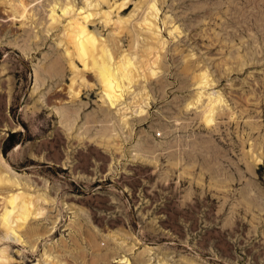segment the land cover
<instances>
[{"label": "rangeland", "instance_id": "obj_1", "mask_svg": "<svg viewBox=\"0 0 264 264\" xmlns=\"http://www.w3.org/2000/svg\"><path fill=\"white\" fill-rule=\"evenodd\" d=\"M24 1L30 18L0 0V166L46 202L23 246L0 239L6 264H264V0H154L159 67L113 106L69 66L54 0ZM148 2H99L112 21L97 14L90 29L138 58ZM211 92L224 102L207 126Z\"/></svg>", "mask_w": 264, "mask_h": 264}, {"label": "bare ground", "instance_id": "obj_2", "mask_svg": "<svg viewBox=\"0 0 264 264\" xmlns=\"http://www.w3.org/2000/svg\"><path fill=\"white\" fill-rule=\"evenodd\" d=\"M18 1L19 7H21L20 17L24 19L25 17H32L33 14H30L27 8L29 4L24 0ZM102 1L106 0H96L93 9L76 12L70 1L62 2L54 0L49 18L51 19L50 26L57 25L61 22V19L66 20L62 29L61 42L64 45V53L69 66L75 69V62L77 61L82 66L83 72L89 71L101 89V96L110 106H113L121 102L124 95L138 82V79L141 77L148 79L155 75L157 72L156 68L159 67L160 63L159 52L164 42L160 41L157 33L156 18L158 16V8H156L154 0H149L147 4L149 11L140 20V26L143 29L145 28L144 31H149L147 47L139 55L138 58L140 59L137 60L136 54L132 56L130 51L113 52L108 43L104 39L99 38L90 29V24L97 14L104 19L106 24L112 21L111 11L99 12L95 9L99 5V2ZM122 5L124 3H121L119 7ZM57 10L61 11V13L57 14ZM15 13L17 14L18 10L14 11V15ZM127 22V18L122 19L118 17L116 20H113V24L118 28V34L127 29ZM174 31H179L177 26L174 28ZM81 81L83 83L86 82L83 76H81ZM73 82L74 80L71 81L69 89L73 88ZM194 82H197L201 88L205 89L211 83L209 73L206 70L199 72L194 76ZM78 92V90H73L72 96H76ZM213 95L214 92L208 94V100L203 109L202 121L207 126L214 124L218 116L217 108L224 102L219 92ZM201 97L202 93L200 92L199 95H195L188 102L187 106L196 104L201 100ZM143 111L142 106H139L138 112L142 113ZM0 193H2L0 197L2 201L0 208V230L2 236L0 239H11L14 243L23 246V231L29 226L30 220L43 216L44 208L39 202H46V199L39 193H31L26 185H21L16 178L8 174L6 169L1 166ZM7 247L8 245H0V264H6V262L10 261ZM117 261L123 264H130L128 258L124 256ZM46 264L60 263L53 260L47 261L46 259Z\"/></svg>", "mask_w": 264, "mask_h": 264}, {"label": "snow or ice", "instance_id": "obj_3", "mask_svg": "<svg viewBox=\"0 0 264 264\" xmlns=\"http://www.w3.org/2000/svg\"><path fill=\"white\" fill-rule=\"evenodd\" d=\"M153 7H155V5H153ZM81 11H84L83 9H81ZM209 122H211V121H209Z\"/></svg>", "mask_w": 264, "mask_h": 264}]
</instances>
